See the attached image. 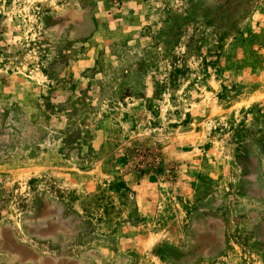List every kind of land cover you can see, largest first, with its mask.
Instances as JSON below:
<instances>
[{
    "label": "rangeland",
    "instance_id": "374dc122",
    "mask_svg": "<svg viewBox=\"0 0 264 264\" xmlns=\"http://www.w3.org/2000/svg\"><path fill=\"white\" fill-rule=\"evenodd\" d=\"M192 250L264 261V0H0V264Z\"/></svg>",
    "mask_w": 264,
    "mask_h": 264
},
{
    "label": "crops",
    "instance_id": "0c3cea01",
    "mask_svg": "<svg viewBox=\"0 0 264 264\" xmlns=\"http://www.w3.org/2000/svg\"><path fill=\"white\" fill-rule=\"evenodd\" d=\"M213 217V218H207V219H202V222L205 223L206 225L209 226V224H211L213 226V231L212 234L213 235V239L211 240V242H215V243H210L209 247H208V253H206V255L204 256L205 258L210 257L211 259H223V257L225 255H221V251H219L218 249H215L213 247L217 246V242L218 241H223L225 242L227 240L228 234H227V229H225L224 224H227L225 221H223L221 218H219V216ZM224 223V224H223ZM259 228H261V226H259ZM257 226L255 227V229H259ZM250 231V230H249ZM250 233V232H248ZM252 233V232H251ZM257 234L252 233L251 234V240H256V238H259L258 236H256ZM229 238V237H228ZM202 240H207V239H202ZM199 253V252H197ZM197 253H193V250L186 254L184 256V264H195L194 262V256L197 255ZM260 262H263L262 264H264L263 259L260 260ZM177 263L178 261L174 262V264ZM255 264H260V263H255Z\"/></svg>",
    "mask_w": 264,
    "mask_h": 264
}]
</instances>
